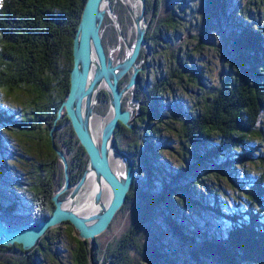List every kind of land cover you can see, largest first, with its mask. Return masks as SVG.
<instances>
[{"label":"trees","instance_id":"obj_1","mask_svg":"<svg viewBox=\"0 0 264 264\" xmlns=\"http://www.w3.org/2000/svg\"><path fill=\"white\" fill-rule=\"evenodd\" d=\"M86 1L0 0V90L6 96L26 99L19 120L0 108V126H13L19 136L31 142L29 147L35 146L39 162L42 160L34 167L36 178L30 187L29 210L18 216L16 202L9 207L0 203L1 219L13 228L45 221L53 212L51 199L63 186L64 171L52 144L66 158L71 185L79 182L88 164L64 111L55 122L70 90L73 39ZM162 1L145 0L149 26L158 16ZM261 2L264 19V0ZM226 7L225 0H205L201 8L208 22L224 20L222 31L227 33L223 37L231 54L226 57V72L220 85L203 91L201 109L180 120L179 134L189 159L180 167L162 162L154 147V130H145L148 121L163 123L158 107L169 86L164 78L151 83L145 66L134 93L135 99L143 103L140 117L133 122V129L119 124L114 135L118 148L133 161L134 172L139 166L144 169L140 178L135 177L117 214L130 212V223L104 248L96 242L92 258L88 244L79 240L73 227L66 224L76 233L73 264H134L133 256L141 259L139 264H178L180 253L172 249L170 242L185 249L193 264H264L263 181L255 180L246 186L235 182L231 174L235 162L243 165L256 158L264 164V157L257 156L258 150L249 146L250 139L261 135L258 124L264 113V29L236 24L233 15L225 12ZM104 22L105 26L107 17ZM172 22L168 18L165 27L175 35ZM122 32L125 35V28ZM145 41L151 45L162 42V38L147 31ZM190 57L179 50L171 54L172 79L187 78L202 91L203 75L189 64ZM139 60H143L142 54ZM98 104L108 105L105 92L100 93ZM95 112L100 114L99 108ZM143 124L145 131L140 135L138 129ZM126 134L137 137L132 146H121ZM213 137L217 138L216 144L211 142ZM238 148L243 152L236 158L225 157ZM209 174L228 178L230 185L249 199L247 208L221 211L217 191L205 186ZM194 211L202 218H193ZM219 221H224L225 226H217ZM112 225L113 222L109 229ZM52 230L29 251H23L20 245L0 247V258L7 264H36L34 251L41 253ZM32 253L33 260L27 255Z\"/></svg>","mask_w":264,"mask_h":264},{"label":"rangeland","instance_id":"obj_2","mask_svg":"<svg viewBox=\"0 0 264 264\" xmlns=\"http://www.w3.org/2000/svg\"><path fill=\"white\" fill-rule=\"evenodd\" d=\"M109 1L108 7H105L107 14L105 17H107L108 22L104 26L105 22L103 21V26H101L102 45L105 53L110 55L115 63H119L127 54L124 44L132 46L134 43V25L126 8V6H128L126 0ZM204 1L205 0H185V2H178L174 0L171 2L170 0H163L158 16L153 20L150 26L148 24L146 30V33L148 31V33H153L154 35L156 33L159 34L162 38V42H159L160 40L155 41V43L153 42L151 45L146 43V46L142 47L140 50V56L141 54L143 57L145 56L143 68L145 66L148 68V80H151L150 82L152 83L154 79L158 82L160 79L164 78L169 86L167 91L162 93L160 101L162 105L158 107L162 113L161 118L163 123L155 124L153 121H148V123L146 122L148 126L143 124L138 131L140 134L148 128L154 130V134L156 135L153 138L154 147L159 151L161 161L172 167H180L185 162V159H189L188 156H185L186 148L179 134L180 120L184 115L196 113L197 110L199 111L201 109L202 96L204 95L203 91L216 88L220 85L221 79L226 72V57L231 54L226 40L223 37V34L227 33L226 31H222L224 29L223 26H226L224 20L220 18L219 23L214 20L208 22L207 17L204 16L202 12ZM225 1L227 2L225 12L233 15L232 19L236 24L250 26L259 25L264 29L262 13L263 3L261 0ZM134 3L135 0H133V4ZM137 5L138 4L135 3L134 7L138 12L139 7ZM110 14H112V16ZM168 18L174 21L172 24L176 28V32H174L175 35H171L172 32L165 27ZM115 20L118 23V27L114 22ZM123 28H125V35L122 32ZM117 30L121 31L123 40L118 37ZM177 50L183 54H190L191 59L189 64L194 65L195 69L202 73L203 83L205 85L202 91L187 78H183L181 81L172 79L174 64L171 59V54ZM140 56L138 62L141 61L139 60ZM130 75L131 73L129 72L121 79L119 84L123 80H126V82L120 89L127 85ZM137 80L138 78L136 82ZM135 86L136 84L133 86L132 92L128 90L124 94L122 106L124 109H130L131 114L137 116L135 118V120H137V118L140 117V110L143 103L135 99ZM175 104H178L183 112H179ZM132 105L134 107H132ZM25 106L26 99L24 97L14 95L6 96L4 91L0 90V108L7 113L17 116V120L20 119ZM108 106L109 100L107 106L103 105L101 107L98 104L97 98L96 104L93 107V112L99 116H103L107 113ZM130 106L132 109L129 108ZM97 108H99L100 114L95 112ZM59 120H55V122ZM144 125L147 127L146 129ZM95 129L94 126V131ZM258 130L261 132V135L250 139L249 146L258 150L256 153L257 156L264 157V113L260 117ZM136 139L137 137L126 134L121 139L120 144L123 147L132 146ZM211 142L216 144L217 138L213 137ZM30 144L31 142L29 140H26L15 132L13 126H0V203H3V206L9 207L10 204L14 205L16 202L15 206L18 208L16 211L18 216L25 214L31 207L32 195L30 193V187L36 178L34 167L37 162L40 163L42 161L39 162L40 158L37 156V153H35V146L29 147ZM242 152L243 150L238 148L225 157L229 155L231 158H236L238 154ZM234 164L235 168L231 170V174L235 182L249 186L255 180L262 179L264 184V164L259 162L256 158H254L252 162L243 165H239L236 162ZM143 170L142 166L137 167L134 172L135 177L140 178ZM206 182L207 184L205 186H207L208 190H213L212 192L217 191L221 211H235L237 209L244 211L247 208L249 199L236 188L232 187L228 178L223 179L222 177H215L214 174H209L206 178ZM84 190L85 188L81 190V197L85 193ZM65 194L68 195L69 190ZM66 197L63 198L61 196L62 199ZM78 198L80 199V197ZM79 199L77 200V204L80 202ZM192 216L193 218L199 219L201 217L196 211L192 213ZM129 223L130 212H126L125 214L120 213L115 217L111 229H108L104 234L97 237V244H99L101 248H104L108 242L112 241L114 237H117V235L126 229ZM221 225L223 227L225 226L224 221L217 222V226ZM68 230V226L64 224L58 229H53L48 233L46 242L43 243L44 247L41 253L34 251L37 260L36 264H73L72 254L75 248L74 238H76V233ZM114 231H116V233ZM170 243L172 249L180 253L178 264H193L186 256L185 249L180 248L174 242ZM133 257L136 261L134 264L142 262L140 261L141 259L138 260L139 257ZM5 262V259L0 258V264H7Z\"/></svg>","mask_w":264,"mask_h":264},{"label":"water","instance_id":"obj_3","mask_svg":"<svg viewBox=\"0 0 264 264\" xmlns=\"http://www.w3.org/2000/svg\"><path fill=\"white\" fill-rule=\"evenodd\" d=\"M109 2V0H87L84 5L78 30L73 39L70 90L66 100L60 106L56 119L59 120L64 111L77 140L88 157L83 176L78 183L70 184L66 158L52 144L63 166L64 183L51 199L54 205L51 216L45 221L31 222L13 228L3 222L0 214V247L20 245L23 251H29L36 247L47 232L69 224L77 233L78 239L88 244L90 258H92L97 237L108 230L112 220L126 201V196L135 180L134 163L126 153L119 150L114 135L119 124L132 129V124L137 117L131 114L130 109H122V99L128 90L133 91L137 76L143 68L145 56L140 62L138 58L141 48L146 46L145 35L149 22L145 18V0H135L139 7L138 12L134 7L135 3L132 7L126 6L133 21L135 40L132 46L124 44L126 57L121 62L115 63L111 56L105 53L102 45L101 26L107 15L105 7H108ZM114 22L118 27L117 21ZM118 37L123 40L121 31H118ZM129 72L131 75L127 85L120 89L119 82ZM100 87L102 90L99 91ZM102 91L107 94L109 106L107 113L99 116L93 112V107ZM107 115L110 117L100 128L99 139H97L93 135L91 120L94 116L102 118ZM53 131L54 128L51 129V136ZM112 154L121 163L120 173L114 170ZM91 175L98 188L93 193V201L99 203L100 188L103 185L109 195L106 206L101 208L99 213L88 216L80 215L73 209H66L65 203L69 201L74 204L78 200V195L85 188L86 180ZM68 190L69 194L62 199L61 196Z\"/></svg>","mask_w":264,"mask_h":264},{"label":"bare ground","instance_id":"obj_4","mask_svg":"<svg viewBox=\"0 0 264 264\" xmlns=\"http://www.w3.org/2000/svg\"><path fill=\"white\" fill-rule=\"evenodd\" d=\"M126 4L128 5V7H132L133 6V0H126ZM102 90V88L100 87L99 91ZM110 115H107L106 117H93L91 120V128L93 129V135L99 139V130L100 128L104 125V123H106L109 119ZM94 126H95V131H94ZM113 158V159H112ZM112 158L111 160H113L112 164L114 167V170L117 173H120V168H121V163L119 161V159L114 156L112 154ZM98 190L96 184L93 182V175L89 176V178L86 180L85 183V190H84V194L82 195H78V197H80V202L79 204H77V201L73 204L72 202L67 201L64 205V207L66 209H73L74 211H77L80 213V215H91V214H95V213H99L100 209L105 207L107 202H108V191L105 189V187H103V185H101L100 188V192H101V199L99 201V203H94L93 201V193L94 191ZM118 214V213H117ZM117 216V215H116ZM115 216V217H116ZM114 217V219H115ZM114 219L112 220V222L114 221ZM111 222V224H112ZM110 224V225H111ZM109 229V228H108Z\"/></svg>","mask_w":264,"mask_h":264},{"label":"flooded vegetation","instance_id":"obj_5","mask_svg":"<svg viewBox=\"0 0 264 264\" xmlns=\"http://www.w3.org/2000/svg\"><path fill=\"white\" fill-rule=\"evenodd\" d=\"M28 255V258H31L32 260L35 259V255L32 253V254H27Z\"/></svg>","mask_w":264,"mask_h":264}]
</instances>
